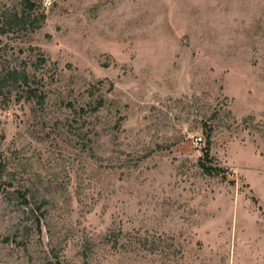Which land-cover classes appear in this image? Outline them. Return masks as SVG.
Segmentation results:
<instances>
[{"label":"rangeland","instance_id":"rangeland-1","mask_svg":"<svg viewBox=\"0 0 264 264\" xmlns=\"http://www.w3.org/2000/svg\"><path fill=\"white\" fill-rule=\"evenodd\" d=\"M31 4L0 0V264H264V0Z\"/></svg>","mask_w":264,"mask_h":264},{"label":"trees","instance_id":"trees-1","mask_svg":"<svg viewBox=\"0 0 264 264\" xmlns=\"http://www.w3.org/2000/svg\"><path fill=\"white\" fill-rule=\"evenodd\" d=\"M25 3H26V5L27 6H29V7H31L32 6V4H31V0H23ZM45 18V16H42V19H44ZM208 156V152H206V157ZM207 170H209V171H212V172H215V173H219L221 170L220 169H218V168H216V167H213V168H207ZM211 172V173H212Z\"/></svg>","mask_w":264,"mask_h":264},{"label":"built area","instance_id":"built-area-1","mask_svg":"<svg viewBox=\"0 0 264 264\" xmlns=\"http://www.w3.org/2000/svg\"><path fill=\"white\" fill-rule=\"evenodd\" d=\"M197 141H199V142H200V141H202V138H201V137H200V138H198V139H197Z\"/></svg>","mask_w":264,"mask_h":264}]
</instances>
